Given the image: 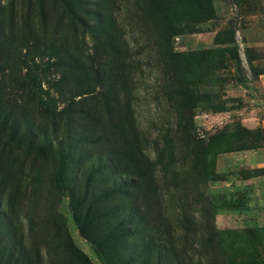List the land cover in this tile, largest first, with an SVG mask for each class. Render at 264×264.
Here are the masks:
<instances>
[{"label": "rangeland", "instance_id": "obj_1", "mask_svg": "<svg viewBox=\"0 0 264 264\" xmlns=\"http://www.w3.org/2000/svg\"><path fill=\"white\" fill-rule=\"evenodd\" d=\"M232 259L264 264V0H0V264Z\"/></svg>", "mask_w": 264, "mask_h": 264}, {"label": "trees", "instance_id": "obj_2", "mask_svg": "<svg viewBox=\"0 0 264 264\" xmlns=\"http://www.w3.org/2000/svg\"><path fill=\"white\" fill-rule=\"evenodd\" d=\"M110 161H111V159H109ZM132 162H134V161H132ZM125 187H132V188H141V184H139L137 181H134V182H128V184H123ZM117 190L116 191H114V192H112L113 194H123L122 193V190L123 189H120V187L119 188H116ZM75 195H76V197H77V194H76V192H74V197H75ZM125 195V194H124ZM134 196V195H133ZM99 199V198H98ZM74 213H76V210L74 211ZM75 220H76V222H77V225L80 227V230H81V232L85 235V227H83V224H82V222L79 220V218H77V215L75 214ZM123 231H125V230H123ZM254 233V232H253ZM251 233V234H249V233H246V238L248 237V238H252L254 235H255V238H257V233ZM137 259H141V256H138L137 257ZM219 259H218V261H217V263H219ZM215 263V262H214ZM223 264H234V261H233V259L232 260H230L229 262L228 261H224V262H222Z\"/></svg>", "mask_w": 264, "mask_h": 264}]
</instances>
